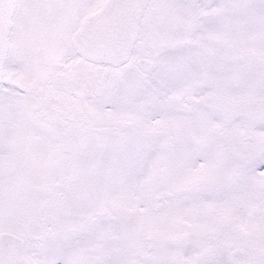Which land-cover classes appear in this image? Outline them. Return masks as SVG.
<instances>
[{
  "label": "snow or ice",
  "instance_id": "snow-or-ice-1",
  "mask_svg": "<svg viewBox=\"0 0 264 264\" xmlns=\"http://www.w3.org/2000/svg\"><path fill=\"white\" fill-rule=\"evenodd\" d=\"M0 264H264V0H0Z\"/></svg>",
  "mask_w": 264,
  "mask_h": 264
}]
</instances>
